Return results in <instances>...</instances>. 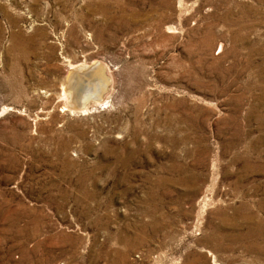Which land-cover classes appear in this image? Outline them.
Segmentation results:
<instances>
[{
  "label": "rangeland",
  "instance_id": "obj_1",
  "mask_svg": "<svg viewBox=\"0 0 264 264\" xmlns=\"http://www.w3.org/2000/svg\"><path fill=\"white\" fill-rule=\"evenodd\" d=\"M0 264H264V0H0Z\"/></svg>",
  "mask_w": 264,
  "mask_h": 264
},
{
  "label": "water",
  "instance_id": "obj_2",
  "mask_svg": "<svg viewBox=\"0 0 264 264\" xmlns=\"http://www.w3.org/2000/svg\"><path fill=\"white\" fill-rule=\"evenodd\" d=\"M95 67H99L102 70L106 80L100 85H96L90 81V71ZM105 73V68L98 63L84 68L73 69L71 72V79L82 80V86L71 85V101L68 106L74 111H78L88 107L92 103L99 102L108 92L110 86V77L106 76Z\"/></svg>",
  "mask_w": 264,
  "mask_h": 264
},
{
  "label": "bare ground",
  "instance_id": "obj_3",
  "mask_svg": "<svg viewBox=\"0 0 264 264\" xmlns=\"http://www.w3.org/2000/svg\"><path fill=\"white\" fill-rule=\"evenodd\" d=\"M106 74V73H105ZM106 76H108V74H106ZM67 81V80H66ZM90 81L93 82L94 84L96 85H100L102 84L103 82H105V77H104V73L102 72V70L99 68V67H95L94 69H92L90 71ZM64 94V93H63ZM105 96V95H104ZM106 103V100L104 99V97L99 101V102H95L93 103V106L94 104L96 105H103ZM89 107V106H88ZM80 113L81 114H86L88 112V108L85 107L83 109H80Z\"/></svg>",
  "mask_w": 264,
  "mask_h": 264
}]
</instances>
